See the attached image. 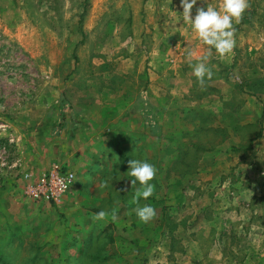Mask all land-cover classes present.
I'll use <instances>...</instances> for the list:
<instances>
[{
	"label": "rangeland",
	"instance_id": "obj_1",
	"mask_svg": "<svg viewBox=\"0 0 264 264\" xmlns=\"http://www.w3.org/2000/svg\"><path fill=\"white\" fill-rule=\"evenodd\" d=\"M248 3L201 86L179 0H0V264H264V88L248 87L264 0ZM131 159L157 169L147 200ZM57 166L68 193L35 199Z\"/></svg>",
	"mask_w": 264,
	"mask_h": 264
},
{
	"label": "clouds",
	"instance_id": "obj_2",
	"mask_svg": "<svg viewBox=\"0 0 264 264\" xmlns=\"http://www.w3.org/2000/svg\"><path fill=\"white\" fill-rule=\"evenodd\" d=\"M199 4L200 6H198V0H179L182 8L180 13L182 21L190 25L199 41L207 46L206 54L199 57L196 63H190L197 83L203 86L206 79L210 80L213 76L212 66L209 65L213 50L221 57L232 53L236 45L234 22L239 23L249 3L248 0H220L218 5H214L209 0H199ZM194 8L195 14L193 15ZM156 172L155 165L147 160L131 159L128 161L127 175L132 178L130 179L131 186L138 185L134 192V199L137 202L153 196L155 185L151 181ZM103 186L107 187V181ZM135 214L143 223H148L156 215L155 209L150 204L138 205L135 208ZM107 215V212L101 210L94 214L93 219L103 220ZM113 219H115L114 215Z\"/></svg>",
	"mask_w": 264,
	"mask_h": 264
},
{
	"label": "built area",
	"instance_id": "obj_3",
	"mask_svg": "<svg viewBox=\"0 0 264 264\" xmlns=\"http://www.w3.org/2000/svg\"><path fill=\"white\" fill-rule=\"evenodd\" d=\"M73 182V174L57 166L32 181L28 192L37 200L59 202L68 193Z\"/></svg>",
	"mask_w": 264,
	"mask_h": 264
},
{
	"label": "trees",
	"instance_id": "obj_4",
	"mask_svg": "<svg viewBox=\"0 0 264 264\" xmlns=\"http://www.w3.org/2000/svg\"><path fill=\"white\" fill-rule=\"evenodd\" d=\"M249 88L252 87V88H256V87H259V88H264V82L262 81H254L252 82L249 86ZM258 89V88H256ZM258 92H254L252 93V96H255V97H258L259 98V95L257 94ZM261 133L263 132V130L260 131ZM261 135V134H259ZM255 141V139H252L251 142L253 143ZM173 231V230H172Z\"/></svg>",
	"mask_w": 264,
	"mask_h": 264
}]
</instances>
